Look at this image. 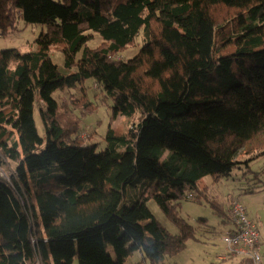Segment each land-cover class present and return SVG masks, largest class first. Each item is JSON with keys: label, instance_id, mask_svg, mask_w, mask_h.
Returning a JSON list of instances; mask_svg holds the SVG:
<instances>
[{"label": "trees", "instance_id": "1", "mask_svg": "<svg viewBox=\"0 0 264 264\" xmlns=\"http://www.w3.org/2000/svg\"><path fill=\"white\" fill-rule=\"evenodd\" d=\"M20 20L46 31L26 52L0 51V155L18 162L9 178L0 174V264H126L136 252L161 264L195 237L178 205L204 193L205 176L242 169L255 191L264 0H0V35ZM140 34L137 54L117 58ZM95 36L102 42L88 46ZM89 80L112 101L101 150L78 135L97 108ZM78 86L81 99L54 96ZM123 117L127 132L114 125ZM152 198L177 234L153 216Z\"/></svg>", "mask_w": 264, "mask_h": 264}, {"label": "rangeland", "instance_id": "2", "mask_svg": "<svg viewBox=\"0 0 264 264\" xmlns=\"http://www.w3.org/2000/svg\"><path fill=\"white\" fill-rule=\"evenodd\" d=\"M17 31L7 35H0V51L7 49H21L28 51L32 48L34 39H36L43 31H46L45 25L26 24L23 20L17 23ZM143 35H138L134 46L125 48L117 55V58L127 60L137 54L144 41ZM102 42L100 36H95L88 42V46L96 47ZM53 61L62 69L65 67V57L63 52L53 47ZM81 52L78 53L80 57ZM75 70V69H74ZM86 92L89 101L95 102L96 111L87 114L80 126L78 135L84 139H88L92 143H97L99 150L105 148V134L111 123V100L102 98V94L97 89L92 80L85 82ZM83 90L81 86L71 89L57 91L54 96L58 101L66 98L65 102H69L70 98L81 99ZM79 111L77 110V114ZM34 119L38 133L44 138L45 128L38 109L34 112ZM127 117H123L120 123L114 125L120 126L122 131L127 132ZM246 158V157H245ZM244 158V159H245ZM252 171H261L264 168V155L250 162ZM18 162L11 158H5L0 155V174L4 178H9L16 169ZM252 176V175H251ZM251 179V177L249 176ZM261 182L255 185V191L250 185L254 182L249 181L244 176L242 169H236L229 178H222L215 181L213 176L207 175L201 181V188H206L204 193H194V198L182 199L178 205V210L190 224L195 227V237L189 239L186 248L177 254L166 255L161 264H237L240 258L231 257L227 260H221L220 256L226 252L227 244L223 240L225 232L233 228V219L228 215L230 213L232 202L239 200L248 211V215L258 227L261 235L262 245L260 250L261 261L264 264V174L261 176ZM199 195V200L196 196ZM147 205L156 218V220L171 234H177L179 227L173 223L161 210L157 202L152 198L148 200ZM205 219L206 223L199 222ZM202 223V224H201ZM143 256L136 252L129 257L126 264H146L143 263ZM73 264H78L75 259Z\"/></svg>", "mask_w": 264, "mask_h": 264}, {"label": "built area", "instance_id": "3", "mask_svg": "<svg viewBox=\"0 0 264 264\" xmlns=\"http://www.w3.org/2000/svg\"><path fill=\"white\" fill-rule=\"evenodd\" d=\"M192 196L189 195V197ZM230 210L234 226L227 230L223 236V240L227 244V250L220 256L221 260L247 256L252 258L254 264H260L261 235L258 227L249 217L244 204L239 200L232 203ZM38 264H42V262L39 261Z\"/></svg>", "mask_w": 264, "mask_h": 264}, {"label": "crops", "instance_id": "4", "mask_svg": "<svg viewBox=\"0 0 264 264\" xmlns=\"http://www.w3.org/2000/svg\"><path fill=\"white\" fill-rule=\"evenodd\" d=\"M262 245V243H261V238H260V246ZM261 248V247H260Z\"/></svg>", "mask_w": 264, "mask_h": 264}]
</instances>
